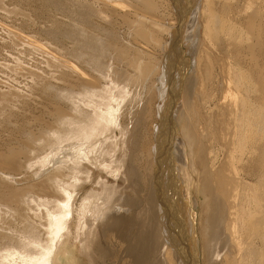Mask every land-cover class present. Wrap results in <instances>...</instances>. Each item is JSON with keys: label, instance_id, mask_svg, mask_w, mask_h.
<instances>
[{"label": "bare ground", "instance_id": "bare-ground-1", "mask_svg": "<svg viewBox=\"0 0 264 264\" xmlns=\"http://www.w3.org/2000/svg\"><path fill=\"white\" fill-rule=\"evenodd\" d=\"M122 1V3H124V0ZM132 1L139 2L146 13L152 14H160V11L163 8H166L164 7L165 4L167 6L168 3L180 24L178 28L172 30L165 26L163 21L162 23H158L156 20L149 18L150 21L153 22V26L155 25L154 27L159 30L157 32L165 31L167 38H170V41L166 42V45H164L166 46L165 49L163 48L164 46L161 47L164 50L161 54L165 57V61H161L160 63L162 68L161 71L159 69V73L161 72L160 80L162 81L157 87L159 91L158 97L161 102L158 103L156 110L154 111L155 114L157 111L159 121L157 120V123L152 126V140L150 141V147L146 142L143 143V156L152 159L154 168L152 173L154 180L153 190L155 191L157 206H153V208L157 207V209L154 210L152 208L154 212L156 211L153 213L155 215L151 213V210L150 213L156 217L153 218L157 219L159 223L158 225L161 233H157L161 235L160 238L162 239H159L158 241L161 242L160 240H163L161 244L159 243L160 245L157 248L160 264H208L205 261H210L209 264H264V77L260 74L259 59L256 54L261 36L264 38V25L262 24L264 21H262V19H264L263 16L260 13L245 10L244 12H249L248 17H245L244 20H242L241 16L236 15L238 12L244 10V8H248L245 7L246 5H243L240 8V2H242V0H228L227 3H223L222 5L215 2L211 4V1L209 0H204V2L203 0H169V2L166 0ZM206 4L210 7L213 5L214 12L209 6L207 8L209 9L208 11L205 8V6H207ZM120 5V0H103V2L99 3V6H92V8L100 17H102V19L105 20L108 19V15L106 14V11H103L100 7H103L106 10H116V6H119L120 8ZM122 8L120 9L123 10ZM218 8L223 10L225 14H227L226 16H229L228 19L234 24H232V22L230 23L229 20L225 25H223L224 23L222 24L223 28L217 47V49L223 54V57L224 54L230 55L233 63L229 60L232 65H226L227 63L224 61L222 66L223 71L221 73L225 82L222 85L221 90H223L224 93L217 103L220 111L215 120V125L218 128V140L224 148L223 151L225 152V156L223 157L224 161L219 166H214L216 152H214L213 149L208 150V146L204 145L203 138L201 136L200 138L197 132L193 129L194 123H191L193 121L190 120V122L187 120L185 121L186 123L183 122L185 124L183 125L181 123L182 121L180 122L178 120V115L176 116L173 103L174 99L177 97L172 94L173 91L171 87L177 88L176 91L179 90V87L181 88L180 82L189 63V60L185 58L181 52V48L179 47L181 41L179 40L185 39L188 41L191 39L190 45L193 49H197L199 46V35L197 30H195L197 33H195L194 36H191L193 33L192 29L196 26L199 27L197 19L199 16L202 19L203 33L208 31V24H211L209 22L212 21L211 19L215 18V11L220 10ZM142 14H144V12ZM148 16L149 15L147 14V17ZM143 17H141V19ZM143 19L148 18L145 16ZM216 19L217 18L214 20L216 21ZM110 21H112L111 17ZM112 22H114V20ZM146 22H148V20ZM140 23L141 22L137 25L135 35H138L139 38L141 37L139 40L143 42L145 38L147 39L149 33L147 31L146 33L144 32L145 30L142 28L143 24L141 25ZM213 23L215 24L214 21ZM213 23L211 24V26L213 25V28L211 26L209 28L214 29L216 27ZM217 23L218 22L216 21V25ZM235 24L242 27V31L244 32H240L241 29H238L237 27L236 30L235 26H233ZM242 24H244V26H242ZM134 25H136L135 22ZM219 25H221V23ZM150 29L154 30L152 26ZM216 29H218V27ZM214 31L217 36L218 32L214 29L212 32L213 34ZM151 32L152 33L149 36L151 40L154 41L155 45L162 41L160 38H157V35H155L156 32L155 34L153 31ZM207 33L208 32H206V35ZM68 37H72V35H68ZM80 37H82V35H80ZM18 40H23L26 43L28 42L29 48H31V45L33 46L31 49L34 48L37 50L39 48L40 50L44 47L40 43L32 41L33 39L30 40L26 36L23 37V35ZM161 43L164 44V42ZM104 45H107V43L105 40L101 39L98 42V45H95L93 53H84L86 54V58L82 51L73 52V50L72 52L71 50L68 51L69 53L67 55L69 56H66L67 58L71 56L73 60L70 58L66 60L65 55L63 57V59H65V66L68 68L65 70L72 71L73 73L75 72L78 76V81H76L78 84L73 85L70 83V85L75 87L79 86L77 88H81L79 90H73L69 86L70 89H65L62 97L64 101L67 102L68 106H57L56 108L57 111L63 110L62 119L64 117V122L62 120L59 124L65 123L66 121V124L69 126V132L67 131V134L64 136H56L55 145L48 150L46 149L47 151L45 150L42 156L39 155L37 156V159L32 162L30 161V163H28V169H31V172L33 171V173H36L42 168H45L49 163H58L61 167L56 168V173L61 172L59 175L62 178L66 175V173L63 174V171L68 172L70 176H67L70 178L68 181H61V178L59 179V177H54L55 179L48 177L41 182L43 184L39 186L40 191L43 189L48 190L49 188L57 194V197L54 196L53 198L50 197L52 194L48 196L39 192L38 194L36 193L37 195L35 194L36 196H29L33 198L35 204H32L31 201L27 200L29 207L27 209L28 217L33 220L31 223H35H29L32 229L26 230L27 233H24V235L21 234V237L24 238L23 240H17L16 238L20 236V232H16L15 235L0 234L3 238L8 236L5 240L7 242L5 246L2 245L3 243H0V264H52L51 260L55 244L58 241L61 232L64 230L66 224L65 219L68 213L71 212L72 199L74 198L73 194L79 186L76 184L75 180L82 177V174L87 173L88 175V171L84 167L85 165L83 166V162H86L87 164H95V162L100 161L99 158L101 159L109 154L114 146L117 145V143H112L109 140H105V138L108 137L111 129H121V124L123 122L121 121V117L124 116L123 113L125 112L122 108L128 106V101L132 102L133 95L130 92V87H128V85L119 87V89H116L109 84L107 85L108 81L113 79L114 71L111 64L102 63L97 58V55H101L102 52H104L101 50ZM161 48L158 47L160 50L159 52H162ZM243 48H247V50L244 52ZM45 51L46 50H43L42 52ZM248 51L249 53L246 54ZM126 52L127 50L123 52V55H126ZM147 53L148 52H146V54ZM140 54L146 56L141 53V51ZM56 57L54 58L57 62L58 58ZM79 58H81V60H79ZM142 59H140V56L139 59L137 58V60ZM192 59L195 65L194 67H196L197 64L199 65L195 57ZM152 60L154 62V58ZM147 61V63H149L148 66H150V63L152 62H149V60ZM226 61L228 60L226 59ZM54 62L55 61H53L52 64ZM205 62L203 70L204 73L207 74L206 77H208L211 72H208L207 61ZM209 62L210 61H208V63ZM83 63L89 64L88 69L83 67ZM238 63H243L251 68H247L246 71L245 69L233 71ZM57 64V66H59V63ZM143 66H147V64H143ZM89 69H93L94 71ZM170 70L171 74L173 73L172 75H169ZM104 72H107V74H104ZM61 73L63 74V72ZM64 77L66 76L64 75ZM70 77L75 79V77ZM136 83H139V80L136 81ZM194 90L193 87L190 89V97L195 95ZM197 91L198 90L196 89V92ZM16 92L10 86H8L7 89L0 88V116L5 113L3 109L6 104L5 102L10 101L13 97L18 95ZM197 93L198 96L196 97H200L199 99L202 100V104L203 95L200 90ZM192 99L186 106H184H189L188 108H193L194 105L200 106V101L198 103ZM191 101H194V103ZM185 110H183V113ZM181 113L182 111H180V114ZM71 117L72 119H70ZM182 117L183 116H181V118ZM194 118V120H196L197 117L195 116ZM5 122V119L0 117V127L1 125L3 126ZM180 124L181 131L179 129ZM126 131L127 130H125V132ZM50 135L54 136L56 134L51 133ZM45 137L42 138V136L39 135V140H43ZM111 138L116 137L111 135ZM32 139L35 138H31V142ZM32 154H34V149L16 150L10 146L8 151H2L0 148V173L2 176H8L11 175L9 174L10 170L19 172L25 171L26 159H32L30 157L33 156ZM35 163L37 164L36 168L34 167ZM199 164H203L201 169L198 167ZM247 167H249V169L245 171ZM110 169L111 168L109 167L107 168V170ZM11 172L13 173V171ZM238 172H243V174L239 177ZM193 177L195 179H193ZM12 180L13 179L10 181ZM195 180H197L195 182V188L200 197V207H198L199 203L194 199L193 195ZM34 184L35 183L31 184V186H28L25 189H20L17 186L8 188L7 186L5 187V190H2L7 194L9 200L8 203H16L18 205L21 197L20 193L26 189H33L34 186H37ZM216 187L221 189V196L217 193ZM240 191H242L241 194ZM26 192H28V190ZM211 196L215 197L209 199ZM99 200L100 198H97L94 193H88L82 198L77 221L78 229L81 228V225H87L90 216L97 215L99 210L97 209L96 211V208L101 204L98 202ZM215 203L220 206L221 214L223 212L226 215L229 208L234 209L229 213L230 219H228V236L230 235V245H228L226 238L224 240L222 239L224 241L222 248H219L221 241L219 242L217 237L218 235H226L223 224H216L214 228H212L210 223L214 214ZM1 206L3 207L4 205H0V223L10 222L11 217L14 219L15 216L17 218L19 217L17 213L10 214L8 211L1 209ZM206 208L207 216L204 218L203 214L205 213ZM195 211L199 213L197 216ZM8 216L10 220H8ZM36 218H39V220L37 221ZM194 221L196 223V229L199 223L198 229L202 232V239L198 237L197 240V237L195 236ZM4 229L14 231L10 227H5ZM39 231L42 232V234L46 233L47 237L43 239ZM76 233V235H79L78 232ZM204 234L208 237L207 241H204L203 239ZM14 238L16 239V242H14ZM164 248L165 251L163 253ZM227 248L233 256L229 255L230 253L226 254ZM154 249L152 250L154 251ZM67 255L70 259L65 257L63 264H77L76 262L78 261L74 252H69ZM62 257H64V255H62ZM58 264H60V262Z\"/></svg>", "mask_w": 264, "mask_h": 264}, {"label": "rangeland", "instance_id": "rangeland-1", "mask_svg": "<svg viewBox=\"0 0 264 264\" xmlns=\"http://www.w3.org/2000/svg\"><path fill=\"white\" fill-rule=\"evenodd\" d=\"M166 1L169 2V0ZM209 1H211V4L215 2L222 5L223 3H227L228 0ZM100 2H103V0H0V88L7 89L8 86H10L15 92L17 91L16 93L19 95H16L10 101L5 102L6 104L3 107L5 113L0 117H3L6 122L3 125L4 127L2 125L0 127V148L2 151H8L10 146L16 150L34 149L33 156H30L32 159H26L25 171H20V173L19 171L10 170L9 174L11 175L8 176H2L0 173V185L4 186H2L3 188L0 186V205H4L3 207L1 206V209L8 211L10 214L17 213L19 215L18 218L15 216V219L11 217L10 222L0 223V226H2L0 227V234L15 235L16 232H20V236L16 238L17 240H23L24 238L21 236L24 235V233H27L26 230L32 229L29 223L33 221L28 217L27 209L29 207L27 200L31 201L32 204H35L32 197L36 196L38 192L48 196L52 194L50 197L53 198L54 196L57 197V194L53 190L51 191L48 188V190L43 189L40 191L39 186L42 185L43 183L41 182L48 177H51L52 179L59 177L60 179L61 177L59 174L61 172L56 173V168L61 166L58 163H49L45 168L33 173V171L31 172V169H28V163L37 159V156H42L46 149L48 150L55 145L56 136H64L69 130L66 121L65 123L59 124V122L64 119V117L62 119L63 110H56L57 106H68L67 102H65L62 97L65 89H70L69 86L73 90L81 89L77 88L79 86L75 87L70 85V83L73 85L78 84L76 83V81H78V76L75 72L73 73L72 71L65 70L68 68L65 66L64 60H68V58L73 60L71 56L68 58L66 57L69 56L67 55L69 53L68 51H82L83 54L93 53L95 45H98V42L102 39L106 41L107 45L102 46L101 50L104 51L102 52L103 55H97V58L102 63L111 64L114 71L113 79H110L107 85L109 84L116 89L128 85V87H130V92L133 95L132 102L128 101V106L122 108L125 112L123 113L124 116L121 117V121H123L121 129H111L108 137L105 138V140H109L112 143L115 142L117 145L114 146L109 154L101 159L99 158L100 161L95 162V164H87L86 162H83V166L85 165L84 167L88 171V175L85 173L82 174V177L79 179H74L79 186L73 194L74 198L72 199L71 212L68 213L65 219L66 224L55 244L51 262L52 264H58L59 262L60 264H63L64 258H69L67 254L69 252H74L78 261L76 262L77 264H160L157 248L163 240H160L161 242L158 241L159 239H162L160 238L161 235L158 234L161 232L159 230L160 227L158 225V220L154 219L156 217L153 216L155 215L153 213L156 212H154V210L157 209V207L153 208V206H157L155 191L153 190L154 180L152 173L154 168L152 159L143 156V143L146 142L148 146L150 145V141L152 140V126L157 123L158 120V113L156 111L155 114L154 111L156 110L158 103L161 102L158 97L159 91L157 89L162 81L160 80L161 72L159 73V69L161 71L162 68L160 63L161 61H165V57H163V54L161 53H163V48L165 49L166 47L164 45H166V42L170 41V38H167L165 31L157 32L159 30L154 27L155 25L153 26V22L150 21V19L156 20L158 23H162L163 21V24L172 30L178 28L180 24L168 3L167 6L166 4L164 6L166 8L162 9H165L166 11L161 10L162 12L160 11V14H152L146 13L139 2L124 0V3H122L123 1L120 0V8L123 6V10H121L119 6H116V10H106L105 8L100 7L103 11H106V14L108 15V19L104 20L92 8V6H99ZM243 5H246L245 7L248 8H244V10L236 14L237 16H241L242 20H244L245 17H248L249 12L260 13L264 18V0H242V2H240V8ZM208 6L209 5L205 6V8L207 9ZM212 6L213 5H211V7L209 6V8L213 11L214 6ZM124 7H127L126 10ZM207 10L209 11V9ZM245 10H248L249 12H244ZM143 12L144 14H142ZM147 14L149 15L148 17ZM214 14L216 15H214L215 18H217V25L214 20L215 18L211 19L212 21L210 20L211 22L209 23L212 24L213 21L215 22V24H213L216 26L214 29L218 32H216L217 36L219 35L218 37L216 36L215 31L214 34L212 33L214 29H212L213 25L211 26V24H208V31L203 33V23L199 16L197 24L200 28L197 26L194 27L191 35L194 36L195 33L198 32V48L193 49L190 45L191 39L188 41L185 39L179 40L181 41L179 44L181 52L183 56L189 60V63L180 82L181 88L179 87V90L177 91V88H171L173 91L172 94L177 97L174 99L173 103L176 116L178 115V120L180 122L182 121L181 123L183 125H185L183 122L187 120L193 121H190L191 123H194V126L192 125L194 127L193 129L197 132L199 137L201 136L203 138L204 145L208 146V150L213 149V151L216 152L214 166H219L224 161L223 157L225 156V152L223 151L224 148L219 143V132L215 125V120L220 111L217 103L224 93V91L221 90L222 85L225 82L221 73L223 71L222 66L224 61L227 63H225L226 65H232L230 64L232 58L230 55L226 54H224L223 57V54L217 49V47L220 41L219 38L221 36L223 25H225L228 20L230 23L232 21L228 19L229 16H226L227 14L221 9L215 11ZM144 15L148 19H143L145 18ZM110 17L114 22L110 21ZM141 17L143 18L141 19ZM147 20L148 22H146ZM263 20L264 19H262V21ZM133 21L136 25H134ZM139 22H141V25L143 24L142 28L145 30V33L147 31L150 35L152 33L151 31H153L154 34L156 32L155 35H157V38H160L162 41L159 40L160 42L155 45L154 41L151 40L150 36L147 34V39H142L143 42H141V40H139L141 37L139 38L138 35H135V30H137ZM219 22L221 25H219ZM232 24L234 23L232 22ZM262 24L264 25V21ZM150 25L153 29L155 28L156 31L155 29H150ZM210 26L212 28H209ZM233 26L241 29L240 32H244L239 25L235 24ZM242 26H244V24H242ZM217 27L218 29H216ZM195 30H197V32ZM206 32H211L212 34L207 33V36ZM22 35L30 40L33 39L32 41L38 42L44 47L40 50L39 48L37 50L33 48V50L31 49L33 47L31 45V48H29L28 42L26 43L23 40H18ZM68 35H72V37H68ZM80 35H82V37H80ZM161 42H164V44ZM152 46L154 50L152 49ZM157 46L159 48L164 46L161 48L162 52H159L160 50ZM133 49L136 51V54ZM43 50L46 51L42 52ZM126 50L127 54L123 55V52ZM246 50L247 48H243L244 52ZM140 51L146 56L140 54ZM146 52L148 53L146 54ZM149 53L156 55H150ZM247 53H249V51L246 52V54ZM256 54L259 59L260 74L264 77V38L262 36ZM64 55L65 59H63ZM139 56L140 59L143 58V61L137 60V58L139 59ZM54 57L58 58L57 62ZM84 57L86 58V54H84ZM151 57L152 59L154 58V62ZM193 57H195L199 63L196 67H194ZM226 59L228 61H226ZM79 60H81V58H79ZM147 60L152 62L150 63V66H148L149 63H147ZM53 61L55 62L52 64ZM205 61H207L208 72H211L208 77H206L207 74H205L203 70L204 64L206 63ZM208 61L210 62L208 63ZM57 63H59V66H57ZM231 63H233V61ZM143 64H147L148 67L143 66ZM88 65L89 64L87 63H83L84 68L88 69ZM61 68L64 69L62 70ZM247 68L251 67L248 65L246 66L243 63H238L233 71L243 69L246 71ZM89 70L94 71L93 69ZM61 72H63V74ZM169 73V75L173 74H171V70ZM104 74H107V72H104ZM64 75L66 77H64ZM70 76L75 77V79ZM138 80L139 83H136ZM191 86L193 87V90L195 89V95L190 97ZM196 89L198 90L197 92L200 90L203 95L202 104V100L199 99L200 97H196L199 95L196 92ZM194 96L196 97V100ZM190 98H193L192 100L198 103L200 101V106L194 105L193 108H188L189 106L185 107L191 100ZM194 101L191 102L194 103ZM183 110H185L184 113ZM180 111H182V115L180 114ZM181 116H183L182 118L184 119H182ZM195 116L197 117L196 120H194ZM70 119H72V117ZM179 129L181 131V124L179 125ZM125 130L127 131L125 132ZM51 133H55L56 135L52 136L50 135ZM39 135H41L42 138L46 137L43 140H39ZM111 135H114L116 138H111ZM31 138L35 139H32L31 142ZM36 165L37 164L35 163V168ZM108 167L111 169L107 170ZM198 167L201 169L203 164H199ZM248 169L249 167H247L245 171ZM11 171L16 174H13ZM64 173H66V175L61 178V181H68L70 177L67 175L70 176V174L63 171V174ZM238 173L239 177L243 174V172ZM11 179H13L12 181L14 183L10 181ZM193 179L195 178L193 177ZM196 181L197 180L194 181L193 195L194 199L199 203L200 197L195 188ZM33 183L38 187L34 186L35 189L31 188L30 190L26 189L22 191L20 193L21 197L18 205L16 203H8L9 200L7 194L4 192L5 187L8 186V188H11L17 186L20 189H25ZM36 183L41 184L38 185ZM27 190L28 192H26ZM216 191L220 196L222 195V191L219 187H216ZM241 192L242 191H240V194ZM88 193L96 194V197L100 198L98 202L101 204L96 208V211L97 209L99 210L97 215L90 216L87 225H81V228L78 229L77 221L80 205L82 198ZM214 197L215 196H211L209 199ZM200 205L201 204L199 203L198 207H200ZM233 210L234 209L229 208L226 215L223 212L221 214L220 206L216 203L214 205V214L210 220L211 226L214 228L216 224L222 223L226 234L225 236L218 235L217 240H219V242L221 241L220 244L218 242L220 245H218L219 248L223 247V240L225 238L228 241V245H230V235L228 236V219H230L229 213ZM150 212L153 215H151ZM195 213L196 216L199 214L197 211H195ZM203 215L204 218L207 216V208ZM10 219L8 216V220ZM36 220L38 221L39 218H36ZM194 224L197 240L198 237L202 239V232L198 229L199 223L197 229L195 221ZM155 225H158V228ZM5 227H10L14 231L4 229ZM76 232H78L79 235H76ZM40 233L43 239L47 237L46 233ZM7 237L8 236H5L3 238L0 235V243H3V246L7 244L5 241ZM203 239L204 241L208 240L206 234H204ZM14 242H16L15 238ZM151 248L154 249V251ZM164 251L165 248L163 249V253ZM229 253L230 250L227 248L226 254ZM62 255H64V257H62ZM229 255L233 256L232 253ZM153 259L157 260L159 263ZM205 262L209 264L210 261Z\"/></svg>", "mask_w": 264, "mask_h": 264}]
</instances>
